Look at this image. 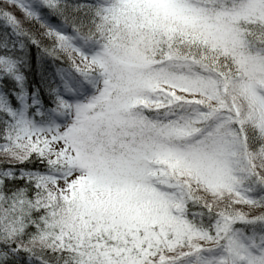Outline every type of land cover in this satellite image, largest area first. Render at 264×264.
<instances>
[{"label":"snow or ice","instance_id":"1","mask_svg":"<svg viewBox=\"0 0 264 264\" xmlns=\"http://www.w3.org/2000/svg\"><path fill=\"white\" fill-rule=\"evenodd\" d=\"M0 264H264V0H0Z\"/></svg>","mask_w":264,"mask_h":264}]
</instances>
